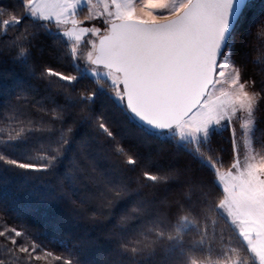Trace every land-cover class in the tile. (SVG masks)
Wrapping results in <instances>:
<instances>
[{"label": "snow or ice", "instance_id": "obj_1", "mask_svg": "<svg viewBox=\"0 0 264 264\" xmlns=\"http://www.w3.org/2000/svg\"><path fill=\"white\" fill-rule=\"evenodd\" d=\"M5 170L0 264H264V0H0Z\"/></svg>", "mask_w": 264, "mask_h": 264}, {"label": "trees", "instance_id": "obj_2", "mask_svg": "<svg viewBox=\"0 0 264 264\" xmlns=\"http://www.w3.org/2000/svg\"><path fill=\"white\" fill-rule=\"evenodd\" d=\"M3 175L11 176L13 183L15 182V180L22 178V177L18 176V174L9 173L6 170H5V172L0 173V176H3ZM11 188H12L11 184L8 185L7 188L0 187V200H4L7 203L9 210L14 212L18 208L22 198L13 195ZM46 194H47V189L43 188L42 186H37L36 192L33 193V195H32V202L33 203L39 202V197L44 196ZM54 214L62 216L63 223H62L61 227L63 230L76 231L79 227H81L80 225H76L71 220V218L69 216L64 215L63 209H61L59 207L55 208ZM27 219H29V221L33 222V223L37 222V218L33 217V216H28Z\"/></svg>", "mask_w": 264, "mask_h": 264}]
</instances>
